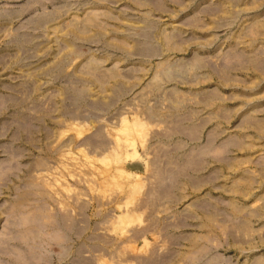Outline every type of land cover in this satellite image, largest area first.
<instances>
[{"label":"rangeland","instance_id":"1","mask_svg":"<svg viewBox=\"0 0 264 264\" xmlns=\"http://www.w3.org/2000/svg\"><path fill=\"white\" fill-rule=\"evenodd\" d=\"M0 264H264V0H0Z\"/></svg>","mask_w":264,"mask_h":264},{"label":"bare ground","instance_id":"2","mask_svg":"<svg viewBox=\"0 0 264 264\" xmlns=\"http://www.w3.org/2000/svg\"><path fill=\"white\" fill-rule=\"evenodd\" d=\"M83 28V27H82ZM6 178V177H5ZM27 193V192H26ZM26 195V194H25ZM24 200V199H23ZM26 200V199H25ZM19 201H21V200H19ZM22 202V201H21ZM19 206V205H18ZM15 211V210H14ZM34 224H36V223H34ZM39 225V224H38ZM36 230V229H35ZM34 231V230H33ZM32 231V232H33ZM37 231V230H36ZM35 232V231H34ZM37 233V232H36ZM27 235V234H26ZM38 244V243H37ZM35 247V246H34Z\"/></svg>","mask_w":264,"mask_h":264}]
</instances>
